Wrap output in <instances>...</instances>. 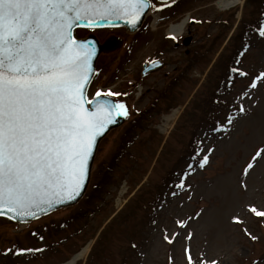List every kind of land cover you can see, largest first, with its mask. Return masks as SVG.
Listing matches in <instances>:
<instances>
[{"label":"rangeland","instance_id":"obj_1","mask_svg":"<svg viewBox=\"0 0 264 264\" xmlns=\"http://www.w3.org/2000/svg\"><path fill=\"white\" fill-rule=\"evenodd\" d=\"M217 1L152 0L136 33L75 29L122 38L99 55L88 97L126 94L114 98L127 115L100 140L77 204L25 224L0 217V264H63L87 244L75 264H264L263 2ZM243 20L262 24L233 60Z\"/></svg>","mask_w":264,"mask_h":264},{"label":"snow or ice","instance_id":"obj_2","mask_svg":"<svg viewBox=\"0 0 264 264\" xmlns=\"http://www.w3.org/2000/svg\"><path fill=\"white\" fill-rule=\"evenodd\" d=\"M150 8L152 0H0V215L35 217L65 193L79 195L96 139L126 114L107 97L126 94L97 90L95 109H85L92 54L73 26L134 16L135 27Z\"/></svg>","mask_w":264,"mask_h":264},{"label":"water","instance_id":"obj_3","mask_svg":"<svg viewBox=\"0 0 264 264\" xmlns=\"http://www.w3.org/2000/svg\"><path fill=\"white\" fill-rule=\"evenodd\" d=\"M161 1H167V0H161ZM143 16H144V14L139 18V23H137L135 25V27L130 26L132 21H130L128 23H125V21H106V22H99V25L100 24H104V23H119V24L125 25L126 27H128L129 30L132 31V30H135V29H137L139 27V25H140V23H141V21L143 19ZM79 24L80 25H86V23H84V22H80ZM186 42H188V41H186ZM119 45H120V42L118 40L114 39V38L110 39L107 42H104L103 44H100L97 41V39L94 36L91 35L85 41H83L80 44V47L84 48L86 51H88V52H90L92 54L90 63H91L92 68L94 69L95 60H96L97 56L99 55V53L113 51ZM158 65H159V63H154V64H149V65L145 66L144 67V71H143L142 74H145L147 71L154 69ZM92 75H93V73L91 74L90 79H91ZM84 100H85V97H84ZM108 100L110 102H112V100H110V99H108ZM91 105H92V107H95V104H91ZM84 106H85V109H87L86 102H85ZM113 113L116 114L115 112H113ZM113 113H112V116H113ZM114 116H116V115H114ZM123 121H124V117L123 116L118 117L117 120H116V123L108 125V130L105 132V134L110 129L118 127L119 125H121L123 123ZM104 135L101 136V137H98L96 139V142H95L96 146L93 148L94 155H93V157H90L88 159V161H87L86 173H85V176L83 178L82 187L80 189H78V191H79V195L78 196H76L73 199L68 193H65L61 199H57L50 206L49 205H42L41 208L34 209V211L36 212V216L35 217L30 216V215L29 216H24L22 218L21 217H14L12 213H8L7 216L12 218L15 221H18V222H27V221L35 219V218H37V217H39V216H41L43 214H46V213H48L50 211H53V210H55L57 208L64 207V206H70V205H74L75 203H77L78 200L82 197V195H83V193H84V191H85V189L87 187V184H88V181H89V177H90V171H91L92 162H93V159H94V156H95V152H96V149H97L99 141L102 139V137H104ZM5 211H7V210H5Z\"/></svg>","mask_w":264,"mask_h":264},{"label":"bare ground","instance_id":"obj_4","mask_svg":"<svg viewBox=\"0 0 264 264\" xmlns=\"http://www.w3.org/2000/svg\"><path fill=\"white\" fill-rule=\"evenodd\" d=\"M238 2H241L240 0H219L217 1L218 7L223 10V9H227L230 6H233L235 4H237ZM187 18L186 19H182L180 20V22L175 23V24H171L169 26V30L167 31V33L171 34L174 37H178L179 35L183 34V31L186 27L187 24ZM155 25V24H154ZM174 114L169 115L167 117V119H170L173 117ZM166 119V118H165ZM89 246L90 244H87L85 247H83L76 255L75 258H71L68 261H66L63 264H75V262L81 258H83L85 256V254L88 252L89 250Z\"/></svg>","mask_w":264,"mask_h":264},{"label":"trees","instance_id":"obj_5","mask_svg":"<svg viewBox=\"0 0 264 264\" xmlns=\"http://www.w3.org/2000/svg\"><path fill=\"white\" fill-rule=\"evenodd\" d=\"M260 2H263L264 3V0H260ZM263 8L264 7L263 6L261 7L260 5L258 7L259 10L260 9H263ZM253 25L254 24L252 23V20L251 21H249V20H243L242 21V24L237 29L239 31H237L238 33H237L235 39H237L238 44L236 45V48L234 47V52L237 51V49L239 48V46L243 43L244 39H246L247 32L249 31L250 27L253 26Z\"/></svg>","mask_w":264,"mask_h":264}]
</instances>
